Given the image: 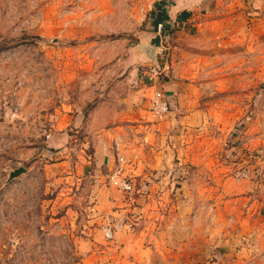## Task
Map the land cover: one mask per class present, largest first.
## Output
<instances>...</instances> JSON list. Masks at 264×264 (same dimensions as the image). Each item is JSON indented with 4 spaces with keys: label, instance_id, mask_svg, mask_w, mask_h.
I'll return each instance as SVG.
<instances>
[{
    "label": "rangeland",
    "instance_id": "374dc122",
    "mask_svg": "<svg viewBox=\"0 0 264 264\" xmlns=\"http://www.w3.org/2000/svg\"><path fill=\"white\" fill-rule=\"evenodd\" d=\"M0 264H264V0H0Z\"/></svg>",
    "mask_w": 264,
    "mask_h": 264
},
{
    "label": "built area",
    "instance_id": "2783aa9c",
    "mask_svg": "<svg viewBox=\"0 0 264 264\" xmlns=\"http://www.w3.org/2000/svg\"><path fill=\"white\" fill-rule=\"evenodd\" d=\"M156 31L157 33H161V24H158ZM149 105L150 113L154 117H162L163 115H167V113L169 114L172 111L171 109L175 108L169 96H167L161 88H157L156 86H154L152 89ZM110 183L120 192L131 193L135 188L134 182H132V180L127 177L113 176L110 179ZM103 236L106 240L113 239L114 232L111 226H107L103 229Z\"/></svg>",
    "mask_w": 264,
    "mask_h": 264
},
{
    "label": "water",
    "instance_id": "95a60500",
    "mask_svg": "<svg viewBox=\"0 0 264 264\" xmlns=\"http://www.w3.org/2000/svg\"><path fill=\"white\" fill-rule=\"evenodd\" d=\"M159 43H160V37L157 35L155 39H153L152 44L157 46ZM24 172H26L24 168H18V169L13 170L12 172L9 173V180L18 177L21 173H24Z\"/></svg>",
    "mask_w": 264,
    "mask_h": 264
},
{
    "label": "crops",
    "instance_id": "0c3cea01",
    "mask_svg": "<svg viewBox=\"0 0 264 264\" xmlns=\"http://www.w3.org/2000/svg\"><path fill=\"white\" fill-rule=\"evenodd\" d=\"M167 87H171V85L167 86ZM162 89V88H161ZM165 93L167 92V89H162ZM169 91V90H168ZM170 94V93H168ZM167 95V94H166ZM173 97V94H170ZM170 98V97H169ZM183 250L185 251V248H183ZM186 252V251H185ZM185 252L183 253V255H185ZM176 258L179 256V253H175L174 255ZM140 263V261H138Z\"/></svg>",
    "mask_w": 264,
    "mask_h": 264
}]
</instances>
